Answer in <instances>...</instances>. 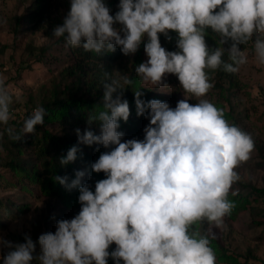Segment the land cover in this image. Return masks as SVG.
<instances>
[{"label":"clouds","instance_id":"obj_1","mask_svg":"<svg viewBox=\"0 0 264 264\" xmlns=\"http://www.w3.org/2000/svg\"><path fill=\"white\" fill-rule=\"evenodd\" d=\"M69 4L54 38L99 56L117 48L134 56L143 45L147 59L136 65V76L143 84L166 87V78L174 75L184 98L173 108L167 101L143 99L141 89L133 91L136 116L148 124L143 139H125L121 122L131 116L125 92L133 80L106 73L103 110L87 117L83 132L75 130L76 144L59 157L65 167L82 155L81 146H95L100 154L91 173L104 178L93 190L85 181L91 179L88 169L76 170L72 179L56 175L55 182L78 192V214L57 220L55 231L37 241L26 234L23 243H13L0 235V264H108L109 259L114 264H216L214 233L202 234L197 226H224L235 207L229 194L241 179L237 169L251 158L255 141L206 98L214 87L209 73H237L249 62V44L255 63L264 65V0H119L115 14L107 0ZM172 33L175 50L170 51L161 36L171 43ZM210 33L219 36L220 46L209 45ZM12 102L0 79V125L12 118ZM45 116L43 106L35 108L24 120L23 134L34 133ZM8 134L15 141L22 137L10 128Z\"/></svg>","mask_w":264,"mask_h":264},{"label":"rangeland","instance_id":"obj_2","mask_svg":"<svg viewBox=\"0 0 264 264\" xmlns=\"http://www.w3.org/2000/svg\"><path fill=\"white\" fill-rule=\"evenodd\" d=\"M33 1L35 0H0V79L5 81L12 94L11 106L17 112H24L30 107L37 108L51 99L52 90L64 85L61 69L72 60V54L64 40L53 37L54 27L62 24L69 11V0H42V22L30 20L28 14H25L32 9ZM118 2L119 0H107L112 11L117 9ZM246 49L249 62L236 73L241 90L229 98L236 109L240 110V114H243L239 118L240 125L253 137L255 150L251 158L237 169L241 177L240 185L235 183L232 188H243V185L249 184L264 186V166L253 164L258 159L264 163V65L258 66L255 63L251 55L252 48ZM132 58L133 56H123L117 62L114 68L117 77L121 74L128 75L127 69ZM141 59V62L147 59L144 51ZM166 82V87L140 83L152 93H159L160 97L157 99L167 101L174 108L177 101L184 98L183 89L174 75H169ZM224 96L225 94L211 89L206 98L211 102H222L227 109L229 104ZM186 98L192 99L190 103L197 102L195 97ZM24 116L18 115V118L23 120ZM23 123L20 124L21 135L27 136L28 134H23ZM45 126L54 133L77 138V128H69L58 122H50ZM143 129L137 139H143ZM80 130L83 132L84 129ZM4 159L3 151L0 150L1 207L5 205L16 211L14 215L4 216L0 210V235L6 240L23 243L28 234L33 241H37L40 234L55 231L57 220L71 219L78 214L80 206H65L57 197L43 193L38 184L27 180L19 183L12 178L9 168L2 164ZM16 207L20 209L16 210ZM209 229L239 260L246 261V264H264V198L240 211L234 219L225 217L223 227L217 228L206 223L205 231L209 233ZM3 251L6 253L8 249ZM36 253H39L38 243ZM34 264H39V261Z\"/></svg>","mask_w":264,"mask_h":264},{"label":"trees","instance_id":"obj_3","mask_svg":"<svg viewBox=\"0 0 264 264\" xmlns=\"http://www.w3.org/2000/svg\"><path fill=\"white\" fill-rule=\"evenodd\" d=\"M41 1H33L32 9L25 13L28 14L30 20L35 22H42L44 20V7ZM117 10L112 11V14H115ZM171 35H173L171 43L161 36L162 46L170 51L175 50V33ZM60 39L64 40L63 37ZM208 43L213 47L220 46L219 36L210 33ZM246 48L252 47L247 45ZM68 50L72 54V60L60 71L65 79L64 85L60 88H54L50 94L52 95L51 99L47 102L44 101L41 105L46 110L44 124L38 125L34 133L23 136L21 135L20 124L32 114L30 112L31 107L26 110L23 120L18 118V112L15 111L11 114L12 118L7 125H0V133H2V137H0V150L3 151V158H5L2 164L9 168L12 178H15L19 183H23L25 180L30 183H36L43 193L57 197L65 206H80L77 203L78 192L76 190L67 191L63 186L54 181V177L56 175L62 177L67 175L72 179L76 170L88 169L91 179L86 176L85 181L94 190L95 181L104 178L103 173H91L90 169L91 163L98 159L100 152L95 150V146L91 148L81 146L83 152L82 155L78 153L76 162L62 167L59 164V157L65 155L68 149L76 144L77 138L54 133L45 125L50 122H58L69 128L85 129L87 127V117L103 110L101 97L103 95L102 83L105 81V74L117 77L114 68L124 55L119 48L113 53H106L104 56L85 52L82 48H68ZM142 52L143 45L133 56L132 63L127 69L128 75L133 80V84L128 86L125 92V98L129 101L130 105L131 116L127 123L121 122L120 130L125 133V138L130 139L138 138L143 127L148 124V120L144 119V117L138 118L136 116L133 91L141 89L145 93L142 98L146 100L160 97L159 93L154 94L143 87L140 79L135 74L134 69L136 65L142 61ZM225 59H227L226 55ZM209 75L214 85L212 89L225 94L224 99L229 104V107L225 109L224 104L217 100L213 101V103L224 110L225 118L229 123L238 125L243 129L239 121V118L243 114H240V110L236 109L229 98L235 92L241 90L237 74L215 71L210 72ZM68 78H71V80H67ZM92 127L94 131H99L97 125H93ZM9 128L12 129L13 135H21V139L18 141L13 140L8 134ZM100 151H104V149L101 147ZM253 164L260 167L264 166L261 159L254 161ZM236 184L240 185V182L238 181ZM261 198H264V186L249 184L243 185V188L242 186L233 187L232 192L229 194V199L234 201L235 207L231 214L226 217L231 219L236 218L240 211L246 209L248 206L250 207L253 202ZM1 206L3 204L0 201V210L3 211L4 216H11L16 212H14L13 208H7L5 205L4 207ZM16 208V210L20 209V207ZM205 225L206 223L197 226L202 234H208L205 231ZM210 239L211 247L216 253V264H246V261L239 260L236 254L229 252L215 237L212 238L210 236ZM108 264H114V262L109 259Z\"/></svg>","mask_w":264,"mask_h":264},{"label":"built area","instance_id":"obj_4","mask_svg":"<svg viewBox=\"0 0 264 264\" xmlns=\"http://www.w3.org/2000/svg\"><path fill=\"white\" fill-rule=\"evenodd\" d=\"M249 46H251V47H252V45H251V44H249ZM34 109H35V107H34V108H31V109H30V110H31L30 112L32 113ZM10 112H11V114L15 112V110L13 109V107H12V106H10ZM25 112H26V111H24V112H18V115L22 116V115H24V114H25Z\"/></svg>","mask_w":264,"mask_h":264}]
</instances>
